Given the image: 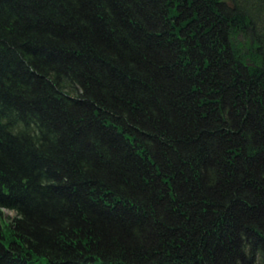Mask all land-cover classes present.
Wrapping results in <instances>:
<instances>
[{"label": "trees", "instance_id": "obj_1", "mask_svg": "<svg viewBox=\"0 0 264 264\" xmlns=\"http://www.w3.org/2000/svg\"><path fill=\"white\" fill-rule=\"evenodd\" d=\"M40 260L264 264V0H0V264Z\"/></svg>", "mask_w": 264, "mask_h": 264}, {"label": "rangeland", "instance_id": "obj_2", "mask_svg": "<svg viewBox=\"0 0 264 264\" xmlns=\"http://www.w3.org/2000/svg\"><path fill=\"white\" fill-rule=\"evenodd\" d=\"M256 9H259V7H260V4L258 3L256 6ZM261 17V16H260ZM259 17V18H260ZM252 32V31H251ZM243 39H245V40H242L241 42H239V43H237L238 45H237V47L238 46H240V47H244V49L246 50L247 48H248V46H249V44H255L257 41H256V33L255 32H253L251 35H247V36H245ZM243 42L245 43V45L243 44ZM249 59V61H251V63L254 65L255 63L251 60V58H248ZM8 214H10V215H14V212L13 211H6Z\"/></svg>", "mask_w": 264, "mask_h": 264}, {"label": "bare ground", "instance_id": "obj_3", "mask_svg": "<svg viewBox=\"0 0 264 264\" xmlns=\"http://www.w3.org/2000/svg\"><path fill=\"white\" fill-rule=\"evenodd\" d=\"M239 40H243V35L242 34H239Z\"/></svg>", "mask_w": 264, "mask_h": 264}, {"label": "clouds", "instance_id": "obj_4", "mask_svg": "<svg viewBox=\"0 0 264 264\" xmlns=\"http://www.w3.org/2000/svg\"><path fill=\"white\" fill-rule=\"evenodd\" d=\"M14 215H19V213L14 210Z\"/></svg>", "mask_w": 264, "mask_h": 264}]
</instances>
